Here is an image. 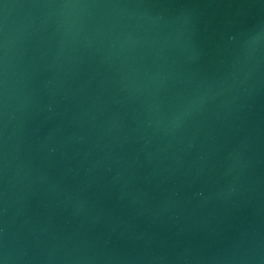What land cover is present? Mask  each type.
I'll return each mask as SVG.
<instances>
[{
	"label": "water",
	"instance_id": "water-1",
	"mask_svg": "<svg viewBox=\"0 0 264 264\" xmlns=\"http://www.w3.org/2000/svg\"><path fill=\"white\" fill-rule=\"evenodd\" d=\"M0 264H264V0H0Z\"/></svg>",
	"mask_w": 264,
	"mask_h": 264
}]
</instances>
